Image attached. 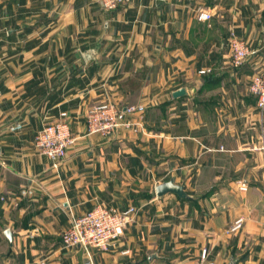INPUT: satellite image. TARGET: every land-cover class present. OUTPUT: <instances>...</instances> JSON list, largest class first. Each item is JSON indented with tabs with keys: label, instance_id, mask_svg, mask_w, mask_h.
<instances>
[{
	"label": "crops",
	"instance_id": "crops-1",
	"mask_svg": "<svg viewBox=\"0 0 264 264\" xmlns=\"http://www.w3.org/2000/svg\"><path fill=\"white\" fill-rule=\"evenodd\" d=\"M202 9L212 17L199 20ZM0 21V114L27 120L0 135V264H84V248L65 246L61 233L99 203L139 213L108 251L92 248L95 261L141 263L121 250L134 256L157 238L149 239V182L166 169L192 199L214 188L200 198L210 214L194 229L199 255L208 247L214 264H264V147L250 143L264 141V110L246 82L264 71V0H129L111 11L98 0H0ZM231 28L256 50L237 72ZM182 85L191 92L175 98ZM103 99L144 105L138 130L89 133L86 110ZM63 110L76 140L54 166L27 142ZM27 186L32 195H20ZM218 189L224 205L214 201ZM240 216L241 228L219 234Z\"/></svg>",
	"mask_w": 264,
	"mask_h": 264
},
{
	"label": "built area",
	"instance_id": "built-area-1",
	"mask_svg": "<svg viewBox=\"0 0 264 264\" xmlns=\"http://www.w3.org/2000/svg\"><path fill=\"white\" fill-rule=\"evenodd\" d=\"M129 0H99L106 10H114ZM208 10L198 12L199 20H208L212 17ZM3 27L0 21V31ZM229 41L232 48L231 62L234 66L242 64L256 50L249 43L238 36L234 29L229 31ZM212 67L199 69L200 73H210ZM250 88L257 95V105L264 110V71L253 75ZM145 106L130 104L122 106L113 99H103L92 103L86 110L85 121L89 133H99L103 136L112 135L119 128L138 130V126L144 117ZM137 113V119L129 115ZM76 137L72 131L70 114L67 110L60 112L54 121L45 124L35 136V147L38 152L48 157L54 166H57L68 153V149L74 144ZM30 186L20 189V195H32ZM139 213V207L128 205L124 208L109 206L103 203L81 214L73 216L70 225L61 233L65 246L80 245L84 248L86 258L84 264H98L95 261L92 248L97 247L102 251H108L124 235L127 227L135 221ZM244 218L238 217L230 229L236 231L243 225ZM129 247L121 250L122 254H130ZM209 249L203 247L201 252L202 264H214L209 259Z\"/></svg>",
	"mask_w": 264,
	"mask_h": 264
},
{
	"label": "rangeland",
	"instance_id": "rangeland-1",
	"mask_svg": "<svg viewBox=\"0 0 264 264\" xmlns=\"http://www.w3.org/2000/svg\"><path fill=\"white\" fill-rule=\"evenodd\" d=\"M231 58L232 54L230 57V64L233 67V70L237 72L239 68L242 67L245 61L239 66H234L231 62ZM78 64L79 63H76V68L78 67ZM213 71L214 69L212 68L211 72ZM253 75L251 76V78H247L246 82L249 86V96L251 97L252 95V98L254 96H256L257 98V95L254 94L250 88V83ZM2 90L3 89L0 88V95L2 93ZM234 107L235 109L237 108V100L234 101ZM257 108L258 110L263 112V110H261L258 105ZM49 122H51V120L44 121L43 124L40 123L38 129L35 130L33 138L28 142L25 139V142H27L29 146L36 149L34 143L35 136L39 129ZM26 124L27 120L24 118H15L12 120H8L7 118H3V114H0V135L24 130ZM256 139L257 140L255 141L250 140L251 147H264L263 135L260 134ZM221 148H223V146H221ZM170 178V173L166 169L164 170V173H162L161 175H156V177L151 179V181L149 182V204L147 205L149 220V239L154 238L156 235L157 238L155 240L149 241V245L147 243H143L142 241L141 248L135 253L134 256L132 255V249L130 254H125V256L127 258L131 257L133 259L141 260L140 264H202L201 255H199L197 251L193 249V243L197 242V236L194 232V229L197 227L199 228L200 225H204L206 223V219L208 220L209 218L210 209L208 207V203L202 202L203 204H201L200 198L208 195L209 192L214 188L209 189V192L202 196L200 195L201 193H198V195H196L194 199H179V196L175 193L176 196H172L174 197L173 200H168V202L164 201L162 203V201L157 196L155 186L158 184V182ZM221 186L224 188V185ZM221 186L219 185V187ZM245 186V182L241 180L240 188L243 189V187ZM19 191L20 189H18V193ZM16 194L17 193H15L14 195ZM224 196L225 193H223L222 190H219L218 198L214 201L217 204L224 205ZM181 209H185V211H182ZM220 210H222V212L224 213L223 209H219V211ZM180 213H184V215L180 216ZM185 226L186 229H184ZM230 227L231 225L224 226L222 233L219 234L221 235L224 233L234 232L230 229ZM157 249H159L160 252L164 255V258L154 257L152 260H150L148 258V255H150L151 253H153L152 251H155Z\"/></svg>",
	"mask_w": 264,
	"mask_h": 264
},
{
	"label": "water",
	"instance_id": "water-1",
	"mask_svg": "<svg viewBox=\"0 0 264 264\" xmlns=\"http://www.w3.org/2000/svg\"><path fill=\"white\" fill-rule=\"evenodd\" d=\"M97 52V47L88 48L84 51V56L87 60L95 58ZM191 92L188 86L182 85L173 90V96L175 98L187 95ZM168 192H174L182 198H190L191 194L188 193L185 187V183L175 182L173 178L164 180L156 185V193L158 196H163ZM5 234L9 239H12V231L10 229L5 230ZM158 252L151 253L148 258L152 260L154 257H157ZM128 264H140V261H131Z\"/></svg>",
	"mask_w": 264,
	"mask_h": 264
},
{
	"label": "trees",
	"instance_id": "trees-1",
	"mask_svg": "<svg viewBox=\"0 0 264 264\" xmlns=\"http://www.w3.org/2000/svg\"><path fill=\"white\" fill-rule=\"evenodd\" d=\"M216 76H217V74H216V72L215 71H213V72H210V73H206V79H215L216 78ZM193 198V197H192ZM192 198H190V199H192ZM183 199H185V198H183Z\"/></svg>",
	"mask_w": 264,
	"mask_h": 264
}]
</instances>
